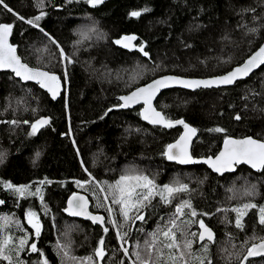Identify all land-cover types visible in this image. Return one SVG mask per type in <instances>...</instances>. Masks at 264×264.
I'll return each instance as SVG.
<instances>
[{"label":"trees","instance_id":"1","mask_svg":"<svg viewBox=\"0 0 264 264\" xmlns=\"http://www.w3.org/2000/svg\"><path fill=\"white\" fill-rule=\"evenodd\" d=\"M4 3L13 12L0 5V22L14 24L10 42L21 59L30 66L57 73L63 83L59 97L51 99L37 83H22L11 72L0 71V181L29 185L32 192L40 187L44 198L17 197L0 185V200L5 201L0 205V214L20 221L19 229L12 227L14 237L23 235V229L29 240L34 239L24 220L25 212L31 209L41 222L36 243L48 264H62L56 245L58 241L63 245L65 239L71 241L75 251L72 256H92L91 264H120L121 260L131 264L135 257H124L119 250L120 241L107 223L106 205L97 206L104 204L108 185L114 184L128 166L148 167L160 181L172 174L192 177V192L187 194L201 214L193 219H203L216 236L209 245L213 264H231L226 262L223 249L243 255L253 242L251 237L264 236V226L257 223L258 209L249 210L243 231L235 227V213L217 212L249 199L264 205V170L238 165L233 172L218 175L202 163H173L163 152L178 136L180 127L144 122L139 106L116 107L122 93L157 75H214L240 63L264 38V0H104L97 6L86 0H45L42 10L46 14L38 22L39 27L18 20L16 15L26 19L37 16L41 9L35 6L36 0ZM144 8L150 11L140 17L129 16L131 11ZM252 28L257 31H249ZM126 34L137 38L132 49L114 42ZM57 44L72 58V64L65 62L62 66ZM140 66L148 67L150 73L135 81L134 73ZM63 68L68 73L67 83L63 82ZM155 106L167 118H181L197 130L191 145L194 156L215 154L225 135L264 139V65L228 87L166 89L158 95ZM237 115L239 120L235 119ZM41 116H47L50 124L30 136L31 123ZM217 127L226 132L211 131ZM45 179L51 183L40 185L39 181ZM76 181L89 183L80 187ZM248 185H256L259 195L242 196L241 191ZM75 191L88 196L92 212L104 215L107 233L97 224L64 214L65 200ZM175 202L164 204L155 197L153 206L145 210L146 222H136L125 247L131 250L146 238L145 232L155 230L161 218L166 220L171 214ZM114 217L122 222L118 210ZM190 227L194 232L199 230L198 223ZM101 237L106 254L97 259L94 249ZM245 240L249 243L244 244ZM193 248L199 254L200 244ZM20 258L25 264L42 259L39 253L27 250ZM250 260L257 264L264 257ZM0 264L8 262L0 260Z\"/></svg>","mask_w":264,"mask_h":264},{"label":"snow or ice","instance_id":"2","mask_svg":"<svg viewBox=\"0 0 264 264\" xmlns=\"http://www.w3.org/2000/svg\"><path fill=\"white\" fill-rule=\"evenodd\" d=\"M92 6H97L104 2V0H86ZM0 5L7 9L8 12H13V9L0 0ZM37 8L41 11L37 16L31 19H26L23 16L17 15V19L29 24L33 27H39L38 22L46 14L42 9L45 6V0H36ZM150 9L144 8L139 11H131L130 17H140L143 12H148ZM245 11H255V9H245ZM13 23H0V70L10 69L15 77H19L23 81H35L42 89H46L51 97L55 99L61 92V77L55 73L44 70L39 67H30L24 63L19 55H17V48L9 42V37L13 35ZM42 31V29H41ZM251 32H256L257 29H249ZM51 39V37H49ZM137 38L134 35L122 36L120 39L115 40L116 44H121L125 48L133 46L132 41ZM53 43H56L53 40ZM60 48V59L72 64L74 61L71 57L67 56L63 48ZM140 51L143 52V45L140 46ZM147 56L148 53L144 52ZM264 65V45H261L258 50L253 52L248 59L242 64L234 67L224 75L215 76L207 79H185L175 76H163L159 79L153 80L142 87H137L130 94L121 96L119 99L123 101L122 104L116 107L128 108L133 104L143 103V108L139 113L140 116L153 125H160L162 127L171 128L175 125H182L184 132L180 135L174 143L166 146L163 155L169 161H176L180 164H192L203 162L206 163L213 171L223 173L226 171H234L237 165L247 164L252 169L258 171L264 170V140L255 139L251 136L242 139H235L230 135H225L223 139V148L218 154L202 158V160L195 159L191 152L190 146L193 143V137L196 135L197 130L188 125L183 119L171 120L166 117L161 111H158L153 106V101L161 93L162 89H167L172 85H180L186 89L198 88H212L221 85H233L237 81L248 77L253 73L254 69H258ZM68 73L65 71L63 82L67 83ZM67 107V105H66ZM165 107H167L165 105ZM108 111H111L109 109ZM107 115V113H105ZM103 117H101L102 119ZM241 117L237 115L235 119L239 120ZM9 123L15 124L17 121H10ZM24 123H29L24 121ZM50 124L48 118L41 117L35 122L31 123L30 136H35L39 130ZM211 131L224 133V128H215ZM40 156V152L36 153V157ZM3 162V153H0V163ZM86 170V169H85ZM51 183L48 180L39 181L40 185ZM77 185L84 187L89 181H76ZM13 195L17 197L25 196H40L42 189L36 187L35 192L30 191L29 185H14L11 182L0 181ZM105 189L101 188V191ZM190 191L188 184L181 183L178 180L173 181L171 184L158 185L154 178H150L142 172L135 170L126 171L122 174L114 184L108 185V195L104 197V204H98V207L107 205L108 220L107 223L111 224L117 229V239L120 241V251L124 257H135L131 264H213V260L209 255V245L215 242L216 236L211 228H209L203 219H193L198 217L196 209L193 208L191 200H182L179 204L175 205V211L166 220L161 218V222L157 228L151 232H145L143 243L137 242L136 245L130 250L125 247L128 244V237L133 231V226L137 221L146 222L147 217L145 210L152 207V201L155 197H159L160 201L164 204H172L173 201L182 192ZM229 191H237L229 189ZM244 197L252 198L259 195L256 185L246 186L240 193ZM108 196H111L109 202ZM233 197H229L232 199ZM5 201L0 200V205ZM112 205L118 206V213L122 222L113 219L117 210H114ZM258 209L257 223L264 226V205H257L249 199L247 202L241 203L239 206L230 209H217V212H232L235 213V227L243 231L245 229V217L249 214V210ZM72 216H86L93 223H99L102 226L106 223L105 218L100 215H92L88 212V200L85 196L73 193L68 200V207L64 209ZM202 215H208L203 213ZM25 219L27 224L34 230V236L38 238L41 234V222L37 213L31 209L25 212ZM198 223L199 230L196 232L190 231V226ZM13 225L20 228V221L14 216L0 214V260L7 261L8 264H25L20 256L24 251L32 253H39L42 257L36 264H48V260L44 257V253L38 248L35 241H30L26 230L21 229L23 235L14 237L12 235ZM103 231L107 233L108 227H103ZM139 231L144 232L143 228ZM253 242L245 249V254L241 255L240 252L229 251L223 249L225 253L226 262L231 264H245L249 262L250 258L264 257V236H253L250 238ZM258 241V242H256ZM199 243V254L194 250L193 245ZM244 244H248L249 240H245ZM26 246L27 249H26ZM243 246V245H242ZM58 251L62 254V264H67L71 260L73 264H91L93 257H76L70 255L71 241L61 245L58 241L56 245ZM233 247H235L233 245ZM105 240L103 237L98 241V246L94 249V256L97 259L105 257ZM120 264H125L124 260Z\"/></svg>","mask_w":264,"mask_h":264},{"label":"water","instance_id":"3","mask_svg":"<svg viewBox=\"0 0 264 264\" xmlns=\"http://www.w3.org/2000/svg\"><path fill=\"white\" fill-rule=\"evenodd\" d=\"M0 23H4V22H0ZM126 35H133V34H126ZM126 35H123V36H126ZM9 42H10V37H9ZM11 43V42H10ZM12 44V43H11ZM131 44L133 45V46H131V47H129V48H133L134 46H135V40L134 41H132L131 42ZM119 45H121V44H119ZM261 45H264V38L262 39V41L259 43V45L249 54V55H247L240 63H238V64H235V65H233L230 69H228V70H226L225 72H223V73H219V74H214V75H207V76H189V75H182V74H177V73H171V72H168V73H163V74H161V75H157V76H155V77H153V78H151L150 80H148L147 82H145V83H142V84H140V85H138V86H136V87H134L133 89H131V90H129L128 92H126V93H123V94H121L119 97H121V96H125V95H128V94H130L132 91H134L137 87H142V86H144V85H146V84H148V83H151L153 80H155V79H159L160 77H163V76H175V77H181V78H185V79H207V78H211V77H215V76H220V75H224V74H226L228 71H231L234 67H236V66H238V65H240V64H242L246 59H248V57L253 53V52H255L256 50H258V48L261 46ZM122 46V45H121ZM17 55H19L18 53H17ZM23 61V60H22ZM24 62V61H23ZM25 63V62H24ZM30 66V65H29ZM30 67H34V66H30ZM261 67V66H260ZM34 68H36V67H34ZM44 70H46V69H44ZM257 69H254L253 70V73L256 71ZM0 71H9V72H11L12 73V71L10 70V69H2V70H0ZM48 71V70H47ZM53 73H55V72H53ZM57 76H59L57 73H55ZM252 74V73H251ZM250 74V75H251ZM12 75L14 76V74L12 73ZM249 75V76H250ZM15 77V76H14ZM15 78H18L21 82H33V83H36L35 81H23V80H21L19 77H15ZM245 78H247V77H245ZM245 78H243V79H245ZM38 86H39V84H38ZM228 86H231V85H221V86H219V87H228ZM40 87V86H39ZM219 87H212V88H219ZM41 88V87H40ZM169 88H182V89H186V88H183L182 86H180V85H172L171 87H169ZM169 88H167V89H169ZM42 89V88H41ZM198 89H200V88H198ZM202 89H203V87H202ZM42 90H44L47 94H48V96L50 97V98H52L51 97V94H49L48 92H47V90L46 89H42ZM164 90H166V89H162L161 90V92L162 91H164ZM186 90H195V89H186ZM61 91H62V86H61ZM160 94V93H159ZM158 94V95H159ZM59 97V95L55 98V99H57ZM158 97V96H157ZM53 99V98H52ZM119 99V98H118ZM155 100H156V98L154 99V101H153V106L156 108V106H155ZM123 103V101H121L120 99H119V104H122ZM135 106H139V113L141 112V109L143 108V103L141 102V103H139V104H133V105H131L130 107H128V109L129 108H133V107H135ZM122 109H127V108H122ZM158 111H160L158 108H156ZM41 117H44V118H48L47 116H41ZM40 117V118H41ZM141 117V116H140ZM49 119V118H48ZM141 119L144 121V122H146V123H148V124H151V123H149L148 121H146V120H144L142 117H141ZM179 119H181V118H178V119H173V120H179ZM186 122V121H185ZM187 123V122H186ZM188 125H190L189 123H187ZM153 125V124H152ZM191 127H193L192 125H190ZM174 127H180V131H179V134H178V136L174 139V140H172V141H170L168 144H172V143H174L177 139H179V137H180V135L184 132V128H183V126L182 125H175ZM196 136V135H195ZM195 136L192 138L193 140H194V138H195ZM247 136H251V135H246V136H241V137H233V136H231V137H233V138H235V139H242V138H244V137H247ZM251 137H253V136H251ZM253 138H255V139H259V138H256V137H253ZM260 140H264V139H260ZM167 144V145H168ZM192 145V144H191ZM223 148V140L221 141V144H220V147H219V149L216 151V153L215 154H213V155H207V156H194V155H192L195 159H197V160H202V158H207L208 156H215L216 154H218L219 152H220V150ZM166 149V148H165ZM190 152H191V146H190ZM192 154V153H191ZM172 162H174V163H176V164H179V165H189V164H180V163H178V162H176V161H172ZM199 163H202V164H204L205 166H206V168H208L210 171H212V172H214V173H216V174H218V175H222V174H224V173H227V172H229V171H226V172H223V173H217V172H215V171H213L206 163H203V162H199ZM192 164H196V163H192ZM241 165H245V166H247V167H249V168H251L249 165H247V164H241ZM238 166V165H237ZM252 169V168H251ZM252 170H255L256 171V169H252ZM230 172H233V171H230ZM73 193H76V194H79V195H81V196H85L86 198H87V200H88V212L89 213H91L92 215H100V216H103L104 217V215L102 214V213H95V212H92L91 210H90V200H89V198H88V196L84 193V192H81V191H75V192H73ZM73 193H71L67 198H66V200H65V205H64V209L65 208H67L68 207V200H69V198L73 195ZM64 211V210H63ZM64 214L66 215V216H68V217H74V218H79V219H82V220H85V221H88V222H90V223H92V224H97V225H99V226H101V228H103V227H105V225H101V224H99V223H93L90 219H88L86 216H72V215H70L68 212H66V211H64ZM29 227H30V230H31V232H32V236L34 237V239L32 240V241H35L36 242V240H37V238L34 236V230L31 228V226L29 225ZM209 227V226H208ZM210 228V227H209ZM256 242H258V241H256ZM30 252V251H29ZM257 258V257H256Z\"/></svg>","mask_w":264,"mask_h":264},{"label":"rangeland","instance_id":"4","mask_svg":"<svg viewBox=\"0 0 264 264\" xmlns=\"http://www.w3.org/2000/svg\"><path fill=\"white\" fill-rule=\"evenodd\" d=\"M81 30H82V27L79 28V31H81ZM79 35H80V34H79ZM79 38H80V39H83L84 37H79ZM59 51H60V48H59ZM59 56H60V55H59ZM60 61H61V59H60ZM65 62H66V61H61L62 66L65 65ZM64 73H65V69L63 68V74H64ZM148 73H150V69H149L148 67L140 66V67H138V68L135 70V73H134V80L136 81V80L142 78L143 76H145V75L148 74ZM130 170H135V171H138V172H142V173H144L145 175H148L150 178H154L155 181H156V183H157L158 185L171 184V183H173V181H175V180H178V181H180L181 183H186V184H188L190 191H188V192H182V193L179 194V196L176 198V202L173 204L172 212H171V214L168 215V217H170V216L172 215V213L175 211V205H176V204H179L182 200H189V199H190V197H188V194H187V193L190 194V193L192 192V186H191L192 177H191V176L186 177V176H182V175H178V174H172V175L166 176L165 180L160 181V180H159V175H158L155 171H153L152 169H150V168H148V167H146V168H141V167H136V166H128V167L126 168V170H125L124 172L121 173V175L124 174L126 171H130ZM121 175H120V176H121ZM103 196H104V194H103ZM104 197H105V196H104ZM239 198H240V197L237 196V199H239ZM190 200H191V199H190ZM106 207H107V205H106ZM112 207L114 208V210H118V206H117V205H114V206H112ZM235 207H236V206H235ZM107 214H108V212H107ZM113 219H115V217H113ZM24 220H25V223L27 224L26 219H24ZM27 225H28V224H27ZM112 227H113V226H112ZM133 227H134V226H133ZM113 230L117 233V229H116L115 227H113ZM189 230H191L192 232L195 231V230H192L191 227H190ZM252 235H253V234H252ZM16 236H17V233H16ZM30 241H31V240H30ZM68 242H69L68 239H65V240H64V244H65V243H68ZM138 242H139L140 244H142V243H143V239L139 240ZM135 244H137V242H136ZM27 247H28V246H26V248H27ZM69 251H70V255H72L73 252H75V251H73V250L71 249V247H70V250H69ZM257 264H264V261L258 262Z\"/></svg>","mask_w":264,"mask_h":264},{"label":"bare ground","instance_id":"5","mask_svg":"<svg viewBox=\"0 0 264 264\" xmlns=\"http://www.w3.org/2000/svg\"><path fill=\"white\" fill-rule=\"evenodd\" d=\"M133 35H134V34H133ZM120 46H121V45H120ZM135 46H136V42H135ZM135 46H134V47H135ZM122 47H123V46H122ZM134 47H133V48H134ZM123 48H125V47H123ZM126 49H132V48H126ZM3 72H4V71H3ZM5 72H6V71H5ZM61 82H62V81H61ZM22 83H23V82H22ZM26 83H27V82H26ZM62 90H63V83H62ZM196 90H197V89H196ZM125 93H126V92H125ZM122 94H123V93H122ZM118 98H119V97H118ZM51 99H52V98H51ZM156 99H157V98H156ZM118 100H119V99H118ZM233 137H234V136H233ZM240 137H241V136H240ZM223 139H224V138H223ZM223 139H222V140H223ZM220 144H221V143H220ZM173 163H174V162H173ZM211 172H212V171H211ZM73 218H74V217H73ZM252 259H254V258H252Z\"/></svg>","mask_w":264,"mask_h":264}]
</instances>
